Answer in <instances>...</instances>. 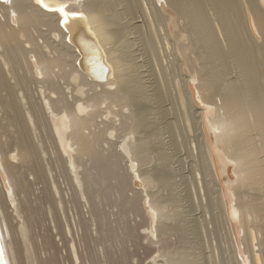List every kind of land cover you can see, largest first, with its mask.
Returning <instances> with one entry per match:
<instances>
[{
  "label": "bare ground",
  "instance_id": "1",
  "mask_svg": "<svg viewBox=\"0 0 264 264\" xmlns=\"http://www.w3.org/2000/svg\"><path fill=\"white\" fill-rule=\"evenodd\" d=\"M0 234L8 264H264V0H0Z\"/></svg>",
  "mask_w": 264,
  "mask_h": 264
},
{
  "label": "water",
  "instance_id": "2",
  "mask_svg": "<svg viewBox=\"0 0 264 264\" xmlns=\"http://www.w3.org/2000/svg\"><path fill=\"white\" fill-rule=\"evenodd\" d=\"M0 264H8L4 252V247L1 239V234H0Z\"/></svg>",
  "mask_w": 264,
  "mask_h": 264
},
{
  "label": "snow or ice",
  "instance_id": "3",
  "mask_svg": "<svg viewBox=\"0 0 264 264\" xmlns=\"http://www.w3.org/2000/svg\"><path fill=\"white\" fill-rule=\"evenodd\" d=\"M62 10V9H61Z\"/></svg>",
  "mask_w": 264,
  "mask_h": 264
}]
</instances>
